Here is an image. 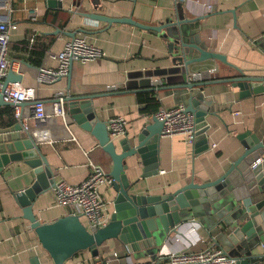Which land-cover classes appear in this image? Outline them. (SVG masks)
<instances>
[{"label":"crops","instance_id":"crops-1","mask_svg":"<svg viewBox=\"0 0 264 264\" xmlns=\"http://www.w3.org/2000/svg\"><path fill=\"white\" fill-rule=\"evenodd\" d=\"M207 5L212 6L214 12L208 13ZM60 10L69 14L61 31L85 36L103 57L83 64L73 62L68 79L66 76L54 85L39 86L35 81L37 69L55 67L56 62L49 59V54L59 53L71 38L53 35L57 27L46 22L41 24L48 11H57L48 9L43 0H0V21L8 20L16 26L8 31L9 57L14 64L12 72L21 76L20 86L35 89L33 102L38 105L37 115L43 117V121L34 120L35 105L26 104L20 108L19 119L40 155L45 157L55 182L62 180L77 185L90 175L91 164L102 167L107 174L111 169L109 157L96 140L72 123L65 112L62 120L60 112L64 107L54 102L58 95H102L92 102L98 119L107 123L110 118L121 117L126 122L125 134L113 141L135 138L143 125L153 118L140 113L137 94L151 93L159 104L158 111L186 104L181 98L185 92L148 91L165 85V78L173 69L165 39L127 25L107 27L103 23L85 21L76 13L131 18L150 26L174 21L176 16L200 19V41L208 51L224 56L227 65L211 60L192 65L190 77L211 70L215 71L214 78L206 81L235 76L238 71L247 77H264V0H187L184 3L174 0H83L79 9L71 5V0H62ZM30 11H35L34 19L29 16ZM32 36L39 43L47 44L52 40L39 68L14 58L27 56V53L20 54L12 46L25 39L29 41ZM140 81H148L149 87L139 88ZM127 85H131L130 89ZM133 89L139 91H127ZM193 92L202 94L209 113L216 114L205 118L209 127L206 132L208 149L194 155L184 135L162 136L157 174L140 180L131 193L156 196L174 192L192 181H213L242 153L239 135L246 131L258 135L264 132V96L239 100L238 90L230 84L207 86ZM211 145L215 148L211 149ZM134 161L133 158L127 163L131 166ZM141 173V168L134 172L129 169L126 176L133 182ZM33 181L32 170L23 162L10 163L0 173V264H53L29 223L21 218V209L13 199L14 193L30 187ZM99 193L110 217L115 193L105 185L99 187ZM32 211L43 224L67 215L65 209L54 204L50 190L37 197ZM191 228L183 230L181 235H169L157 248L145 252L129 254L119 242L109 241L98 248L96 257L84 251L64 264H94L96 259L106 264H157L160 257L188 245L193 251H199L211 242L227 251L217 234L210 237L201 229ZM113 254H117V258H113Z\"/></svg>","mask_w":264,"mask_h":264},{"label":"water","instance_id":"water-1","mask_svg":"<svg viewBox=\"0 0 264 264\" xmlns=\"http://www.w3.org/2000/svg\"><path fill=\"white\" fill-rule=\"evenodd\" d=\"M46 7L60 10L62 0H43ZM83 0H71V5L79 9ZM233 14V13H232ZM85 21L112 25H127L141 31L156 34L165 39L171 55L173 69L160 87L148 89L151 92L177 90L186 102L185 112L193 115L195 139L192 145L194 155L208 149L206 132L209 127L205 118L216 116L209 113V106L200 93L194 89L230 84L238 90L239 100L264 96V77H247L239 71L235 76L217 81H194L190 79L189 68L205 61H217L227 65L224 56L208 51L199 39L200 19L167 20L158 26L144 25L131 18L113 19L94 13L78 12ZM82 32V31H80ZM53 35L69 38L68 33L56 29ZM69 78V74L66 77ZM20 75L11 71L3 81L18 84ZM142 82V81H140ZM131 85H127L130 89ZM149 82L139 84L146 89ZM135 88V87H134ZM69 91V87L67 88ZM138 92L139 90H127ZM102 95H73L62 97L66 116L82 131L89 133L102 152L111 161L108 176L113 180L109 186L115 196L112 213L107 225L98 230H87L78 216L66 215L51 223H40L33 215L32 205L38 196L51 190L54 176L45 157L40 155L32 137L24 129L20 119L11 127L0 129V173L10 163L23 162L34 175L30 187L13 194V199L21 209V218L29 223L40 247L53 264H64L77 254L88 251L92 257L109 241H117L129 254L145 252L157 248L169 235H181L186 228L201 229L208 236L216 234L236 264H260L264 261V132L259 135L246 131L237 137L242 153L229 163L223 173L213 181L190 182L174 192L149 196L131 193L140 180L157 174L158 148L162 134V123L152 118L144 124L133 139L110 141L106 123L98 119L93 100ZM60 103L59 99L54 100ZM30 103H21L23 107ZM0 107H12L0 98ZM33 152V153H31ZM135 159L131 166L127 160ZM141 168V175L130 182L126 172ZM258 197V198H257ZM257 198V199H256ZM217 244V243H216ZM219 246V244H217ZM220 247V246H219ZM221 248V247H220Z\"/></svg>","mask_w":264,"mask_h":264},{"label":"built area","instance_id":"built-area-1","mask_svg":"<svg viewBox=\"0 0 264 264\" xmlns=\"http://www.w3.org/2000/svg\"><path fill=\"white\" fill-rule=\"evenodd\" d=\"M25 1V0H23ZM186 2L187 0H174ZM205 9L208 13L214 12L212 6L207 5ZM35 11H30L29 16L34 19ZM16 29L10 21H0V98L5 103L13 105L14 116L20 118L21 103H30L35 100V89L22 87L19 84H8L3 88L2 84L9 71L12 72L14 65L9 57V36L8 31ZM34 36V35H33ZM33 36L29 39L33 43ZM103 57L98 48L91 44L87 38L81 34L75 35L67 40L62 50L57 53L49 54V59L56 62L55 67L37 69L35 81L39 86H51L65 78L69 74L70 66L73 62L86 63ZM13 73V72H12ZM215 71L192 75L190 79L194 81H206L213 79ZM63 95H58L62 106ZM33 110V118L36 121H43L41 115H37V107ZM63 110V108H62ZM60 112V117L64 121V111ZM153 118L162 123L163 136L182 134L185 136L186 143L192 146L195 139V121L193 115L185 112L184 106H176L166 110H159ZM110 141L125 134L126 122L121 117L110 118L106 123ZM215 145H211L214 149ZM113 180L103 170L102 167L91 164L90 175L77 185H69L60 180L55 182L50 190L53 202L56 206L66 210L67 215L78 216L87 230H98L107 225L109 215L106 212L105 202L99 193L102 185L111 186ZM117 258V254H113ZM236 264L235 259L214 242L209 243L199 251H193L188 245L184 249L170 253L165 257H160L157 264ZM94 264H106L101 259H96Z\"/></svg>","mask_w":264,"mask_h":264},{"label":"trees","instance_id":"trees-1","mask_svg":"<svg viewBox=\"0 0 264 264\" xmlns=\"http://www.w3.org/2000/svg\"><path fill=\"white\" fill-rule=\"evenodd\" d=\"M69 20V14L67 12L57 10L48 11L41 19L42 23H48L59 30H63ZM37 22V21H36ZM38 24L40 22H37ZM52 40H49L47 44L39 43L36 40L33 44L29 45L28 39L18 42L13 45L12 48L15 49L20 54L27 53V56L18 57L14 56L15 59L22 60L34 68L41 67L42 59L45 53L49 49V45ZM136 100L140 108V113L147 116H153L158 111V102L151 93H139L136 95ZM17 119L14 116V109L12 107H0V128H9L16 123Z\"/></svg>","mask_w":264,"mask_h":264}]
</instances>
